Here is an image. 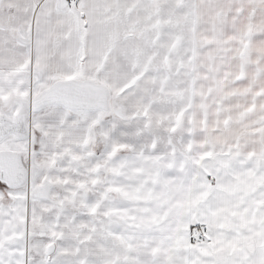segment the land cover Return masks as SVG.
Listing matches in <instances>:
<instances>
[{
    "label": "snow or ice",
    "instance_id": "obj_1",
    "mask_svg": "<svg viewBox=\"0 0 264 264\" xmlns=\"http://www.w3.org/2000/svg\"><path fill=\"white\" fill-rule=\"evenodd\" d=\"M0 264H264V0H0Z\"/></svg>",
    "mask_w": 264,
    "mask_h": 264
}]
</instances>
